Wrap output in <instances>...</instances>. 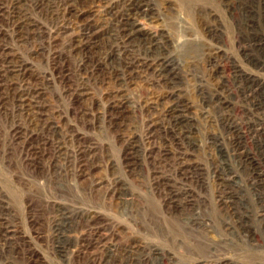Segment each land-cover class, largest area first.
<instances>
[{"label": "rangeland", "instance_id": "374dc122", "mask_svg": "<svg viewBox=\"0 0 264 264\" xmlns=\"http://www.w3.org/2000/svg\"><path fill=\"white\" fill-rule=\"evenodd\" d=\"M263 129L264 0H0V264H264Z\"/></svg>", "mask_w": 264, "mask_h": 264}, {"label": "bare ground", "instance_id": "6f19581e", "mask_svg": "<svg viewBox=\"0 0 264 264\" xmlns=\"http://www.w3.org/2000/svg\"><path fill=\"white\" fill-rule=\"evenodd\" d=\"M136 23V22H135ZM136 25V24H135ZM132 33V32H131ZM137 34V33H136ZM165 72V71H164ZM239 73V72H238ZM239 78V77H238ZM251 89V88H250ZM251 91H253V90H251ZM254 92V91H253ZM255 99V98H254ZM253 111V110H252ZM253 128V127H252ZM261 129V128H260ZM264 130V129H263ZM259 131V130H258ZM182 132H184V131H182ZM254 133H256V132H254ZM256 135V134H255ZM188 136V135H187ZM260 139V138H259ZM221 175V174H220ZM224 177V176H223ZM222 178V177H221ZM222 180V179H221ZM224 181V180H223ZM222 181V182H223ZM222 184V183H221ZM227 189V188H226ZM188 191V190H187ZM189 194V193H188ZM233 194V193H232ZM186 195V194H185ZM182 197V196H181ZM186 197H187V195H186ZM185 197V198H186ZM176 199V198H175ZM193 199V198H192ZM264 199V198H263ZM186 200V199H185ZM230 200V199H229ZM231 201V200H230ZM189 202V201H188ZM180 204H182V203H180ZM232 205V204H231ZM181 206V205H180ZM240 215V214H239ZM242 216V215H241ZM242 220V219H241ZM195 223V222H194ZM243 225V224H242ZM3 226V225H2ZM182 226V225H181ZM229 227V226H228ZM227 227V228H228ZM186 228V227H185ZM187 228H188V226H187ZM194 228V227H193ZM177 229V228H176ZM232 229V228H231ZM178 231H180V230H178ZM234 231V230H233ZM237 231V230H236ZM180 233V232H179ZM177 237H179V236H177ZM182 237H185V236H182ZM175 238V237H174ZM190 238V237H189ZM180 240V239H179ZM182 240V239H181ZM191 242V241H190ZM193 244V243H192ZM194 245H197V244H194ZM176 246H177V244H176ZM58 247V246H57ZM179 247V246H178ZM4 250V249H3ZM154 255V254H153ZM158 256V255H157ZM199 257V256H198ZM161 258H162V256H161ZM201 258V257H200ZM199 258V259H200ZM210 259V258H209ZM221 261V260H220ZM219 261V262H220ZM211 262V261H210ZM214 262H216V261H214ZM218 264V263H217Z\"/></svg>", "mask_w": 264, "mask_h": 264}]
</instances>
